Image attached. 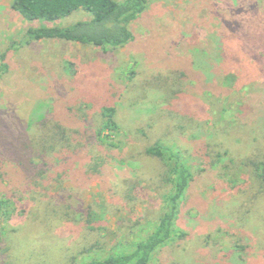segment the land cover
Here are the masks:
<instances>
[{"label":"rangeland","instance_id":"rangeland-1","mask_svg":"<svg viewBox=\"0 0 264 264\" xmlns=\"http://www.w3.org/2000/svg\"><path fill=\"white\" fill-rule=\"evenodd\" d=\"M11 2L0 0V141L27 153L34 170L16 177L0 146V199L12 202L9 222L0 204V264H82L145 238L169 190L161 163L144 155L156 141L192 171L206 169L204 146L225 154L194 175L176 220L184 235L150 264H264V0H151L117 48L30 40L29 28L86 14L27 21ZM101 104L116 110L114 151L94 143ZM41 113L75 141L48 154L32 146L28 124ZM101 154L116 163L94 174ZM70 198L105 213L102 230L77 234L81 220L65 217Z\"/></svg>","mask_w":264,"mask_h":264},{"label":"trees","instance_id":"trees-1","mask_svg":"<svg viewBox=\"0 0 264 264\" xmlns=\"http://www.w3.org/2000/svg\"><path fill=\"white\" fill-rule=\"evenodd\" d=\"M151 0H12L11 8L19 13L27 21H39L41 23H55L63 20L76 12L86 14L85 18L76 20L68 25L53 24L47 26L41 24L38 27L29 28L25 37L33 41L56 40L78 43L80 45L117 48L128 44L132 40V34L129 26L145 11ZM58 104L47 105V108L54 111ZM43 109L42 107L40 108ZM100 127L94 134V143L103 151L117 149L116 137L119 132V125L115 120L116 110L112 104H101L98 108ZM29 130H34L31 145L34 147H44L45 154L52 150H58L68 147L75 141L76 137L70 136L55 115L45 116L43 113L34 117L28 124ZM76 136V134H75ZM2 140V139H1ZM47 145V146H46ZM0 146L11 157V162L16 170V177H27L32 175V167L27 153L23 150L15 149L4 139L0 141ZM50 151V152H49ZM204 153V166L206 169L213 168L220 161L225 152H221L211 145H206L197 152ZM43 152V151H42ZM144 155L150 160H156L161 163L162 181L169 186L168 192L162 196V208L155 222L149 225V232L145 238L136 242H129L115 246V250L107 254H99L83 261L82 264H150L154 252L171 241L173 238L183 237V233L176 228V220L179 213V204L183 199L195 174L206 172L205 167L192 171L191 165L182 153L174 146L165 145L161 141H156L150 147L146 148ZM111 158V161H110ZM94 174L104 171L113 162L114 157L107 154L100 155L93 159ZM124 163V162H121ZM264 164V163H263ZM10 168H8V171ZM155 170V169H154ZM155 172V171H154ZM3 173H7L6 170ZM93 173V172H92ZM146 175V172L144 173ZM4 175V174H3ZM26 176V178H25ZM256 196L264 195V169L260 175H257ZM2 175H0V182ZM3 182V181H2ZM1 182V183H2ZM116 194L119 191H115ZM7 194V193H6ZM21 200H27L22 197ZM11 201L1 194L0 204L2 205V214L10 220L8 210ZM80 203L76 199H69L68 209L71 212L66 213L67 221L75 223L81 220L76 227L77 234L82 230L93 232L102 230L96 224L103 219L105 213L99 212L94 207H87L83 212L80 209ZM81 212V213H80ZM76 218H79L76 220ZM102 218V219H101ZM8 259V258H7ZM5 259L1 264H9Z\"/></svg>","mask_w":264,"mask_h":264}]
</instances>
